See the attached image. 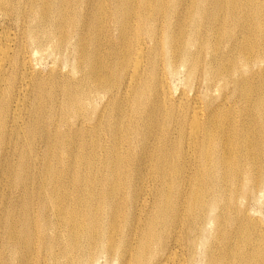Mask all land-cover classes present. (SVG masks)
<instances>
[{
  "label": "bare ground",
  "instance_id": "1",
  "mask_svg": "<svg viewBox=\"0 0 264 264\" xmlns=\"http://www.w3.org/2000/svg\"><path fill=\"white\" fill-rule=\"evenodd\" d=\"M105 3L0 0L1 26L18 28L0 30V158L22 132L33 146L56 110L65 132L109 139L103 177L93 149L71 181L27 174L26 152L7 163L24 195L0 212V264H264L249 209L264 191V0H118L108 15ZM51 134L48 158L85 144Z\"/></svg>",
  "mask_w": 264,
  "mask_h": 264
},
{
  "label": "rangeland",
  "instance_id": "2",
  "mask_svg": "<svg viewBox=\"0 0 264 264\" xmlns=\"http://www.w3.org/2000/svg\"><path fill=\"white\" fill-rule=\"evenodd\" d=\"M94 2H95V0H93ZM106 1V3H105V5H104V13H106L107 15L109 14V13H111V10H112V8H113V6H115L116 4H117V2H118V0H113V1H111V0H105ZM97 2V1H96ZM116 2V3H115ZM108 3H109V6H108ZM112 6H111V5ZM115 4V5H114ZM112 8H111V7ZM110 9V10H109ZM107 11V12H106ZM4 19V17L2 16V14H0V21H2ZM10 29V30H9ZM17 27L16 26H14L13 24L10 26V28H8V27H6V26H4V25H2L1 26V23H0V30L1 31H8L9 33H14V32H17ZM111 37H113L114 39H116V37H117V35H116V32L115 31H113V32H111V35H110ZM51 61L49 60V59H44L43 61L41 60V64H40V69H41V71H42V73H44V74H46V72H47V70L49 69V65L51 64L50 63ZM181 77L182 76H180V77H177V78H175L174 80H172V82H171V89H172V91H173V94L174 95H178L182 90H183V80L181 79ZM183 92V91H182ZM187 93H189L190 91H186ZM98 105H99V103H98ZM97 105V106H98ZM29 106V107H28ZM29 108V109H28ZM26 109L28 110V111H26ZM26 109H25V113H24V116H26L25 118L23 117V126L22 127H24V128H22V130L24 131V130H26L27 129V127H29V125H31V123H32V119H31V114H32V110L31 109H33V105L30 103V101L29 102H27L26 103ZM56 112V113H55ZM54 120H55V122L53 121V122H50L51 124H49V123H47L46 125H43V128L41 129H39V131H38V133L36 134V138L34 139V147L33 146H31L32 145V143L31 142H29V140H27V137L26 136H23V135H25L26 133H27V131L26 132H22V133H24V134H20V138H22L21 139V141H20V138L18 137L17 139H15L14 141H13V143H12V145H11V148L10 147H8V149L5 151V153L3 152V155H1V158H0V174H2V175H0V199H6V198H9V200L8 199H6L4 202H2V200H0V212H2L3 211V209L5 208V206L7 207V209L9 208V207H11V202L13 201V203L12 204H14L15 202H17V201H19L22 197H23V195H24V193H22V192H24L23 191V189L22 188H18V186H19V184H17L18 182L16 181L17 179V176H13L14 174L16 175V173H15V169L17 168V167H15V169H13V171H11V170H9L10 168L8 167V165H7V163L9 162V163H17L18 161H20V158L19 157H21L22 156V153H27V160H29L28 162L30 163V165H31V168L32 169H30V170H28L27 171V174H30V173H34L33 175H35V176H39L38 178H42L43 179V177H45L46 175H45V171L47 170V169H49L52 173V175L54 176V174H55V176L57 175H59L58 177H56L57 179H60V180H63V179H65V180H69L70 179V181L72 180L71 179V175H72V173H73V171L75 170V168H77L78 169V167L80 166L81 168H83V164L82 163H77L76 162V160H75V155H81V154H85V153H87L88 152V155L90 154V152L92 151L93 152V150L95 151V153H97V156H98V158L96 159V162L95 163H97V164H94V167H98V168H95V170L96 169H98V170H96L97 171V173L99 174V177H103V175H106L107 173H108V171H107V169L106 168H108V165H107V162L106 161H104L103 159L105 158V157H103L104 155L103 154H105V152H106V150H107V148L109 147V139L107 138L108 136H107V131H106V129L104 128V130H102L101 131V133H99V134H96V135H87L86 133H85V131H84V127H81V132H80V128L78 127V125L77 124H75L74 126H75V129H74V132H73V134H72V132H65L64 130H63V125H65L64 123H62L61 124V122H60V119H61V110H56V111H54ZM58 113V114H57ZM48 115V113H45V115L44 116H47ZM29 116V117H28ZM57 118V119H56ZM26 119V120H25ZM29 119H30V121H29ZM72 119V118H71ZM71 119H69V120H71ZM27 122H28V124H27ZM57 122V123H56ZM69 122V121H68ZM67 122V123H68ZM60 124V125H59ZM50 125H52V126H50ZM27 126V127H26ZM48 126V127H47ZM52 127V128H51ZM54 127V128H53ZM57 127V128H56ZM58 129V130H57ZM77 129V130H76ZM41 130H42V135H40L41 134ZM57 130V131H56ZM63 130V131H62ZM66 131H69V130H66ZM79 131V132H78ZM104 131V132H103ZM54 132H58L57 134L56 133H54ZM63 132V133H62ZM47 133V134H46ZM52 133V134H51ZM66 133V134H65ZM68 133H69V135H68ZM44 134H46V135H49V134H51V135H55L56 134V136L57 135H61L60 137L61 138H63L64 137V139L65 138H67L66 136H68L69 138L68 139H72L71 137H72V135L74 136L73 138H75L76 136L78 137L79 135L81 136V138H82V140H80L78 143H85V144H82V146H78V148L77 147H75V150H74V153L75 154H73V153H70L69 155H66V156H61L60 158H58L59 157V155L57 156V154H55L53 157H51V158H48V156L46 157V154H44V152L47 150L48 151V147L49 146H47V144H48V142H46L45 143V138L46 137H44V136H46V135H44ZM75 134V135H74ZM76 134H78V135H76ZM66 135V136H65ZM86 135V136H85ZM37 136H38V138H37ZM44 137V138H43ZM85 139H84V138ZM91 137H92V139H91ZM96 137V138H95ZM24 138V139H23ZM43 139V140H42ZM76 139V138H75ZM83 139H84V141H83ZM95 139H97V140H95ZM16 140H18V141H16ZM23 140V141H22ZM43 142H42V141ZM95 140V141H94ZM20 141V142H19ZM47 141V140H46ZM94 141V142H93ZM16 142V144H17V146L14 144ZM19 142V143H18ZM92 142V143H91ZM97 142V143H96ZM99 142V143H98ZM43 143H45V144H43ZM78 143H75V145L76 144H78ZM86 143H87V145H86ZM90 143V144H89ZM100 143H101V145H103V146H101L100 145ZM23 144V145H22ZM95 144H97V146L95 145ZM16 147H15V146ZM22 145V146H21ZM36 145H38V146H36ZM84 145H86L85 146V148H84ZM30 146V147H29ZM40 146V147H39ZM43 146H45V147H43ZM89 146V147H88ZM94 146V147H93ZM22 149H21V148ZM27 147L29 148V149H27ZM33 147V148H32ZM80 147V148H79ZM83 147V148H82ZM96 147V148H95ZM101 147V148H100ZM104 147V148H103ZM17 150H19L18 148H20L21 150H19V151H17ZM35 148V149H34ZM45 148H47V149H45ZM79 149V150H77V149ZM82 148V149H81ZM123 148V149H122ZM128 148H129V146H128V144L127 143H123V145L121 146V151H122V153H126L127 151H128ZM15 149V150H14ZM25 149V150H24ZM30 149H31V151H30ZM33 149H34V152H33ZM38 149V150H37ZM44 149V150H43ZM81 149V150H80ZM93 149V150H92ZM96 149V150H95ZM97 149H101V150H98L97 151ZM125 149V150H124ZM11 150H13V151H11ZM36 150V151H35ZM102 150H105V152L104 151H102ZM10 151V152H9ZM16 151V152H15ZM38 151H39V153H38ZM47 151L45 152V153H47ZM83 151H85V152H83ZM102 151V152H101ZM124 151V152H123ZM34 154H33V153ZM42 152H43V154H42ZM12 153H13V155H12ZM15 153V154H14ZM17 153H18V155H17ZM78 153V154H77ZM100 153H102V154H100ZM141 153V152H140ZM9 154V155H8ZM30 154H31V156H30ZM35 154H37V155H35ZM39 154V155H38ZM72 154V155H71ZM100 154V155H99ZM33 155V156H32ZM36 157H35V156ZM8 156H9V158H8ZM43 156L44 157H46L45 159L43 158ZM56 156H57V158H56ZM72 156V157H71ZM4 157L6 158V159H4ZM16 159H15V158ZM38 157V158H37ZM55 157V158H54ZM15 159V160H13V159ZM35 158V159H34ZM41 158H42V160H41ZM48 158V159H47ZM53 158V160H51ZM71 159V160H69V159ZM103 158V159H102ZM57 159V160H56ZM77 159V158H76ZM2 160V161H1ZM32 160V161H31ZM35 160V161H34ZM51 160V161H50ZM74 160V161H73ZM14 161V162H13ZM37 161H39L38 163H37ZM48 162V161H50L47 165L46 164H44L43 162ZM57 161V162H56ZM59 161H61L60 163H58ZM67 161V162H66ZM42 162V163H41ZM46 162V163H47ZM70 162V163H69ZM74 162H76V163H74ZM81 162V161H80ZM100 162V163H99ZM103 162V163H102ZM3 163V164H2ZM6 163V164H5ZM35 163H37V164H35ZM53 163H55V164H53ZM69 163V164H68ZM73 163V164H72ZM102 163V164H101ZM106 165H105V164ZM147 163L149 164V162L147 161ZM40 164V165H39ZM58 165V167H57V165ZM60 164H61V166H60ZM80 164V165H79ZM103 165V166H101V165ZM4 165H5V167H4ZM42 165V166H41ZM46 165V166H45ZM49 165H50V168H47V166L49 167ZM55 167H54V166ZM66 165V166H65ZM68 165V166H67ZM72 165L75 167H72ZM2 166V167H1ZM33 166L35 167V168H37V170L35 169V168H33ZM39 166V167H38ZM43 166H45L46 167V169H45V167H43ZM99 166H100V168H99ZM42 167V168H41ZM58 169H57V168ZM62 167V168H61ZM65 167V168H64ZM67 167L69 168V170L67 169ZM79 167V168H80ZM103 167H105L104 169H103ZM148 166H145V165H141L140 166V172H142L143 173V175L144 176H150V175H152V172H151V170H149V167L147 168ZM3 168L6 170L7 168H9L8 170H6V171H8V172H6L5 170H3ZM45 170H44V169ZM53 168V169H52ZM56 168V169H55ZM72 168V169H71ZM74 168V169H73ZM142 168V169H141ZM34 169V170H33ZM66 169V170H65ZM102 169H103V171H102ZM40 172H39V171ZM44 170V171H43ZM56 172V171H58V173L59 174H57V172L56 173H54V171ZM68 170V171H67ZM73 170V171H72ZM100 170H101V172H100ZM3 171H4V173L6 172V174H4L3 173ZM37 171V172H36ZM64 171V172H63ZM72 171V172H71ZM42 172H44V174L42 173ZM60 172H61V174H60ZM69 172H70V174H69ZM11 173V174H10ZM68 173V174H67ZM102 173H103V175H102ZM148 173V174H147ZM4 174V175H3ZM36 174H38V175H36ZM43 174V175H42ZM65 174V175H64ZM185 174L186 175H190V173H189V170H185ZM6 175V176H5ZM8 175H10L9 177H7ZM42 175V176H41ZM34 176V177H35ZM54 176V177H55ZM192 176H193V174H192ZM6 177V178H5ZM11 177H13V178H11ZM60 177V178H59ZM62 177H64V178H62ZM72 178H73V175H72ZM5 179V180H4ZM10 179H12V180H10ZM2 180V181H1ZM10 181V182H9ZM13 181V182H12ZM14 181H16V182H14ZM37 180L36 179H34V181H33V183L31 184L32 185V187L34 188V190L36 189V184H37V182H36ZM12 182V183H11ZM5 183V184H4ZM9 183V184H8ZM15 183H16V185H18V186H15ZM36 183V184H35ZM4 186H3V185ZM11 184V185H10ZM13 184V185H12ZM8 185V186H7ZM11 186V188H13V189H10V186ZM31 185H29V187L32 189V187H31ZM33 185H35V186H33ZM150 185V186H149ZM152 185H153V183L152 184H150V183H148V182H146L145 184H144V187H143V190L145 191L146 190V193H150L149 192V190H150V188H152ZM13 186V187H12ZM14 187H16L17 189L15 190L14 189ZM3 190V191H2ZM9 190V191H8ZM12 190H14V191H12ZM33 190V189H32ZM10 191H12V192H10ZM3 192H4V195H3ZM17 192H20L19 194L17 193ZM1 193H2V195H1ZM15 193H16V195H15ZM22 193V194H21ZM5 194H6V196H5ZM9 194V195H8ZM10 195H13L12 197H13V199L11 198L10 199ZM18 195V196H17ZM4 196V197H3ZM8 196V197H7ZM15 196V197H14ZM20 196H21V198H20ZM19 198V199H18ZM17 200V201H16ZM9 201V202H8ZM2 203V204H1ZM3 203H4V205H3ZM9 204H10V206H9ZM2 209V210H1ZM6 209V208H5ZM35 209H37V207L35 206ZM249 209L251 210V212H253L255 215H256V217H258L259 218V220H261V223H262V225H264V191L263 192H261V194L259 195V198H258V200H256V201H254V200H251V202H250V206H249ZM254 209V210H253ZM1 221V220H0ZM0 245H3V246H1L0 247V260L2 259V258H4V257H6V256H9L10 255V250L9 249H7L6 248V245H5V240H6V233L4 232L3 233V231H5L4 230V227L2 226V223L0 222ZM3 230V231H2ZM2 231V232H1ZM3 233V234H2ZM5 234V235H4ZM1 235H2V238H1ZM5 238V239H4ZM3 239V240H2ZM3 241V242H2ZM5 245V246H4ZM4 250V251H3ZM8 251V252H7ZM4 253V255H3V253ZM5 253H6V255H5ZM99 264H110V263H107V262H105L103 259H101L100 260V262H99Z\"/></svg>",
  "mask_w": 264,
  "mask_h": 264
}]
</instances>
